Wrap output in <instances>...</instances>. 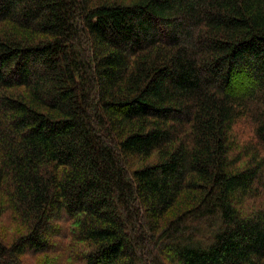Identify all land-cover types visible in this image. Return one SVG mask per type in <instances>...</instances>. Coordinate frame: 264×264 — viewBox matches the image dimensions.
I'll return each instance as SVG.
<instances>
[{
  "label": "trees",
  "instance_id": "trees-1",
  "mask_svg": "<svg viewBox=\"0 0 264 264\" xmlns=\"http://www.w3.org/2000/svg\"><path fill=\"white\" fill-rule=\"evenodd\" d=\"M9 220L0 264H264V0H0Z\"/></svg>",
  "mask_w": 264,
  "mask_h": 264
},
{
  "label": "rangeland",
  "instance_id": "rangeland-1",
  "mask_svg": "<svg viewBox=\"0 0 264 264\" xmlns=\"http://www.w3.org/2000/svg\"><path fill=\"white\" fill-rule=\"evenodd\" d=\"M239 131L241 132V134L243 135V140L244 141H252L253 135H254V127L251 124V122L249 120H244L239 124ZM13 225L16 226H20L17 225L13 222L9 221H2L0 222V233L4 236L9 235V239L12 241L14 239H16L18 236H20L21 234L19 233H13L11 232V228ZM69 249V247H68ZM69 258L66 261L65 264H78L76 260H78L77 255L74 253L68 254ZM24 262L26 264H60L61 263V259L60 256H58V258H56L55 256H45V257H41V258H37L34 259L31 256L26 257L24 259Z\"/></svg>",
  "mask_w": 264,
  "mask_h": 264
},
{
  "label": "clouds",
  "instance_id": "clouds-1",
  "mask_svg": "<svg viewBox=\"0 0 264 264\" xmlns=\"http://www.w3.org/2000/svg\"><path fill=\"white\" fill-rule=\"evenodd\" d=\"M27 231V228L26 227H23V226H16V225H13L12 228H11V232L13 233H19V234H23ZM6 243L8 244H11L12 241L9 239V240H6L5 241Z\"/></svg>",
  "mask_w": 264,
  "mask_h": 264
}]
</instances>
